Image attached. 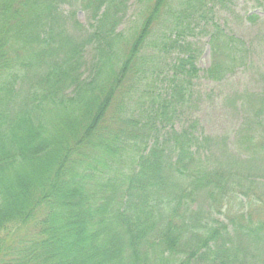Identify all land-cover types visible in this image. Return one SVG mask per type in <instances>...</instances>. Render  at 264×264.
<instances>
[{"label":"trees","instance_id":"trees-1","mask_svg":"<svg viewBox=\"0 0 264 264\" xmlns=\"http://www.w3.org/2000/svg\"><path fill=\"white\" fill-rule=\"evenodd\" d=\"M129 1L0 0V264H264V95L246 97L260 132L242 126L244 162L212 167L198 122L175 125L204 24L209 78L245 62L244 42L215 20L235 0H139L120 31Z\"/></svg>","mask_w":264,"mask_h":264},{"label":"rangeland","instance_id":"rangeland-1","mask_svg":"<svg viewBox=\"0 0 264 264\" xmlns=\"http://www.w3.org/2000/svg\"><path fill=\"white\" fill-rule=\"evenodd\" d=\"M72 8L75 9V18L83 26L84 32H91L93 30L92 25L95 24L91 15L78 6H72ZM63 9L68 14L71 6L65 5ZM140 9L139 0H130L118 30L129 31L138 21ZM215 20L228 35L235 36L244 42L245 62L222 80L209 78L207 70L212 61L209 32L212 29L210 25L204 24L197 36L189 38L201 52L197 61V66L200 69L199 77L194 80L193 95L190 101L177 112L175 117L177 129L196 121L198 122L197 135L209 137L214 141V144L209 146L212 148L213 154L212 160H208V163L210 162L212 167H217L222 163L225 165L227 162L231 164L232 159L244 162L246 159L245 151L239 145L242 126L246 125L252 130L260 132L255 124L253 126L250 124L251 114L257 111L258 103L254 102L250 109L247 106L246 97L264 95V0L218 2L215 7ZM92 51L91 47L87 48L86 59L88 61L92 59ZM175 57V52L159 57L156 62L157 72L162 70L165 74ZM148 79H150L149 84L151 86L147 89L150 92L152 79ZM220 143H223L225 155L221 153ZM225 146H227V150ZM256 160L255 164L264 173V155L256 158ZM256 189L264 195L262 184H257ZM254 195L258 196L257 193ZM243 207H246L244 203L236 201L231 210ZM263 213L257 214L254 220L262 216L264 218Z\"/></svg>","mask_w":264,"mask_h":264}]
</instances>
